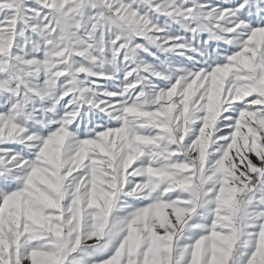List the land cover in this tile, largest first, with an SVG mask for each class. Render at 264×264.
<instances>
[{
  "label": "snow or ice",
  "instance_id": "1",
  "mask_svg": "<svg viewBox=\"0 0 264 264\" xmlns=\"http://www.w3.org/2000/svg\"><path fill=\"white\" fill-rule=\"evenodd\" d=\"M0 264H264V0H0Z\"/></svg>",
  "mask_w": 264,
  "mask_h": 264
}]
</instances>
